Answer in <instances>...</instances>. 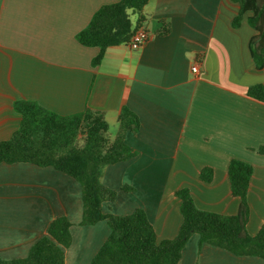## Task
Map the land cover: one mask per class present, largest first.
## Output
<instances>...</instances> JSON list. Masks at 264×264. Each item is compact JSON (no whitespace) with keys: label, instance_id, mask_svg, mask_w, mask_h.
Listing matches in <instances>:
<instances>
[{"label":"crops","instance_id":"crops-1","mask_svg":"<svg viewBox=\"0 0 264 264\" xmlns=\"http://www.w3.org/2000/svg\"><path fill=\"white\" fill-rule=\"evenodd\" d=\"M118 1L0 0V142L19 126V101L62 116L84 108L101 112L111 139L126 106L140 121L139 131L125 138L135 155L104 168L101 182L117 196L103 204V213L142 209L157 240L172 239L182 221L174 193L185 187L198 209L235 215L239 200L231 195L227 166L239 159L253 167L246 228L255 235L264 224V153L258 151L264 149V103L247 90L264 85V68L257 70L251 57L256 32L249 14L233 28L238 5L231 0H149L143 26L151 38L137 50L110 47L93 67L98 48L81 46L75 36L100 7ZM204 167L213 170L209 183L198 178ZM82 209L80 185L54 168L1 163L0 257H26L63 216L71 223L65 264H90L110 228L106 221L81 226ZM178 264L264 261L200 245L193 235Z\"/></svg>","mask_w":264,"mask_h":264},{"label":"trees","instance_id":"trees-1","mask_svg":"<svg viewBox=\"0 0 264 264\" xmlns=\"http://www.w3.org/2000/svg\"><path fill=\"white\" fill-rule=\"evenodd\" d=\"M238 5L232 19L233 28L240 27L245 15L256 32L249 43L257 70L264 68V0H231ZM149 0H120L100 7L89 24L75 36L84 47L98 48L92 60L98 66L108 48L126 45L131 35L143 28V10ZM134 18V20L131 19ZM167 34V30L159 32ZM247 96L264 103V85L247 90ZM20 123L11 137L0 142V164L28 163L52 167L76 181L83 202L81 226L106 221L110 234L90 264H178L187 241L199 236L200 245L223 249L237 257H257L264 261V224L255 235L246 225L249 220L248 190L253 167L242 160L231 159L227 166L230 192L239 200L235 215H222L198 209L188 188H180L174 196L179 200L182 218L176 236L158 241L152 223L142 209L118 216L103 213L104 203L115 201L117 192L104 186L101 176L106 166L124 162L135 154L126 144L129 134L140 129L138 116L128 107L121 108L117 133L110 138L109 126L101 112L84 108L81 112L62 116L31 101L14 104ZM264 153V149L258 150ZM200 181L209 183L213 170H200ZM124 186L122 191H132ZM71 223L66 217L54 219L46 235L35 242L24 258L3 260L0 264H65V249L71 244Z\"/></svg>","mask_w":264,"mask_h":264},{"label":"built area","instance_id":"built-area-1","mask_svg":"<svg viewBox=\"0 0 264 264\" xmlns=\"http://www.w3.org/2000/svg\"><path fill=\"white\" fill-rule=\"evenodd\" d=\"M151 33L145 28H139L136 30L130 37L129 42L126 44V46L130 50H137L141 46H143L150 38ZM193 72L197 71L196 64L191 69Z\"/></svg>","mask_w":264,"mask_h":264},{"label":"rangeland","instance_id":"rangeland-1","mask_svg":"<svg viewBox=\"0 0 264 264\" xmlns=\"http://www.w3.org/2000/svg\"><path fill=\"white\" fill-rule=\"evenodd\" d=\"M131 19H132V20H134V18H133V17H131Z\"/></svg>","mask_w":264,"mask_h":264}]
</instances>
